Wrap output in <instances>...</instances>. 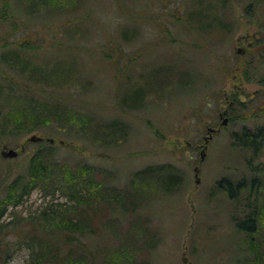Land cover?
Masks as SVG:
<instances>
[{
	"label": "rangeland",
	"instance_id": "obj_1",
	"mask_svg": "<svg viewBox=\"0 0 264 264\" xmlns=\"http://www.w3.org/2000/svg\"><path fill=\"white\" fill-rule=\"evenodd\" d=\"M44 1H8L16 14V26L9 20L0 21V51L4 45L1 36L7 33L12 43L27 38L36 42L43 37L49 47L53 36L63 38V28L67 33L77 28H111L116 33L123 26L132 25L129 20L134 19L141 35L127 52L141 54L143 62L151 63L143 73L138 66L137 73L144 76L145 72L146 75L151 72L152 87L148 100H144L145 108L122 116L118 108L114 109V98L118 95L115 83L96 65L98 72H94V77L98 87L94 94L106 102L111 117L117 116L128 124V136L109 146L87 144L84 150L79 142L60 144L56 132L41 128L16 139V145L0 143V152L5 145L19 153L12 159L0 155V178H12L23 171L21 164L37 147L27 138L35 134L54 137L57 160L69 164L81 161L102 170H113L121 185L133 171L166 163L177 170L180 179L165 194L161 185L164 177L155 172L149 183L140 188V197L133 200L140 207L139 218L134 219L129 212L115 218L107 216V210L106 216L91 212L82 232L75 233L76 239L68 246L62 245L54 258L43 259L42 264H245L259 259L264 264V60L259 62L260 57L253 60L250 80L243 76L245 56H239L238 64L233 60L238 38L260 39L264 35V0H228L224 10L215 8L214 12L226 11L232 16L228 20L233 21V27L229 28L231 35L226 41L211 46L209 52H200L185 43L192 39L185 34L187 27L183 25L192 23L201 27L212 20L201 17L202 21H197L186 16V6L182 4L186 0H78L75 8L70 6L72 11H54L51 15ZM4 3L7 0H0V13ZM60 3L68 5L65 0ZM220 5L217 1L216 6ZM26 7L35 9L36 14H29ZM11 28L17 30L11 33ZM159 30L161 34L157 36ZM164 34L178 41L150 46V50L140 49L141 42L156 41ZM112 38L110 34L95 33L84 44L91 46L93 55L98 56L97 44L104 42L110 48L113 42L107 40ZM247 42L241 41L239 46L244 47ZM43 54L50 60L58 56L63 59L65 52L47 50ZM66 59L75 60L74 53L68 52ZM227 62H233L229 66L232 72L223 74L221 68ZM178 71L183 82L191 79L189 72H192L195 83L178 89L179 84L173 89L171 84L177 83ZM73 76H77L76 72ZM141 76L139 79L143 81ZM117 83L122 95L127 91L122 74L118 73ZM3 86L9 85L5 81ZM207 127L219 128V132L208 138ZM243 130L257 134L258 141L262 137L256 152L240 147L241 140L234 139L233 134ZM205 139L209 140L204 144ZM229 182L241 184L239 190L235 192L228 187ZM69 204L58 191L45 196L36 188L21 204L8 206L0 222L7 226L9 245H4L7 243L4 241L0 264H35L36 255L29 245L15 242L16 235L10 226L27 229L29 218L44 207L61 211ZM248 215L253 218L251 231L238 227ZM154 242L155 248L150 247Z\"/></svg>",
	"mask_w": 264,
	"mask_h": 264
},
{
	"label": "trees",
	"instance_id": "obj_2",
	"mask_svg": "<svg viewBox=\"0 0 264 264\" xmlns=\"http://www.w3.org/2000/svg\"><path fill=\"white\" fill-rule=\"evenodd\" d=\"M8 1L3 5L0 21L9 20L15 27L16 14L11 11L12 5L11 3L9 5ZM41 1L43 3V0ZM192 1L182 2L183 6H186L184 11L186 16L197 21L201 17L202 20L209 18L212 20L211 23L201 27H196L192 23L183 25L187 27L185 34L192 39L185 43L200 52L212 51L211 46L222 44L231 35L229 28L233 27V21L228 19L232 16H228L226 11L222 14L213 11L215 8L219 9L218 7H221V10L227 8L225 5L228 0H196L195 3ZM204 1L205 5H203ZM217 1L221 3L220 6H216ZM44 2L50 8L47 13L51 15L54 11L59 13L72 11L78 0H65L68 5L61 4L60 0ZM26 8L29 14L37 12H33L35 9ZM193 14L196 16L192 17ZM131 21L129 20V24L132 25L116 29V33H112L111 28H77L75 32L67 33V30L63 28L65 33L63 38L53 36L49 47L45 45L43 37H38L36 42L27 38L12 43L8 37L10 33L1 36L4 39V45L0 51V143L16 145V139L39 131L41 128L56 132L60 138V144L79 142L84 150L87 144L109 146L125 139L128 136V124L117 116L111 117L108 107H105L106 102H101V98L94 94L98 87L95 85L94 77V72L98 71L94 67L98 65L97 67H100L99 70L105 77L110 78L113 85L115 83L118 95L114 98V109L118 108L120 110L118 113L125 116L146 107L144 100H148V93L152 87V73L148 72L146 75L147 72H145L144 76L139 75L137 67L139 66L143 73L149 70L151 63L143 62L145 59L141 57V54L127 52V49L131 48L141 35V28H137L134 19ZM11 29V33L17 30V28ZM95 33L113 36L112 39L107 40V42L110 40L113 42L110 48L104 42L97 44L98 56L93 55L94 49L91 46L87 47L84 44V41L90 40ZM160 34V30L157 31V36ZM168 36L164 34L156 41L145 40L140 43L142 44L140 49L150 50V46L161 47L169 42L178 41V39L173 41ZM34 37L37 38L36 33ZM263 44L264 35L257 39L243 55L246 59L243 76L247 80H250L251 70L254 68L255 60L253 59L260 57L259 62L264 60ZM47 50L56 51L58 54L64 51V58L58 56L50 60L49 56L43 54ZM68 52L74 53L75 60L66 59ZM233 58L238 64L239 56L233 54ZM230 65H233V62L223 64L221 73H231ZM134 66H136L135 70ZM75 72L77 76L74 78ZM118 73L122 74L127 82L124 86V88L127 87V91L122 95L118 90ZM178 74L177 83L171 84L173 89H177L179 84L178 89L195 83L192 72H189L191 79L187 82L181 81L182 75L179 71ZM134 76L135 81L132 80ZM140 76L144 78L143 81H140ZM5 81L9 85L6 88L3 86ZM237 102L243 103V101ZM233 137L241 140L238 144L240 147L254 152L260 148L263 141L261 136L260 141L256 140L258 135L250 130L234 133ZM41 138V141L35 142L36 149L21 164L23 171L12 178H0V220L8 206L16 207L21 204L24 198L36 188L40 189L45 196L53 195L58 191L70 203L61 211L53 209L52 206L44 207L39 213L29 218L30 223L27 229L10 226L16 235L15 242L29 245L32 253L36 255L35 264H42V260L46 258H54V253L62 245L71 244L76 239L75 233L82 232L86 219H91V212L93 215L106 216L107 210V216L114 218L124 217L125 213L129 212L134 219L139 218L137 209L140 207L133 200L140 197V188L149 183L148 179L155 172L164 177L161 185L164 187L165 194H169V187L175 185L177 179H180L177 170L166 163L133 171L126 183L121 185L117 182L116 173L113 170H102L81 161L69 164L57 160L58 147L54 143V137L49 135V138ZM48 139H53L54 144H51ZM234 145H237L236 142ZM238 227L251 231L253 221L246 218L244 222L238 223ZM6 233H8L7 226L0 222V254L4 251L2 249L4 241L7 242ZM4 245H9V242ZM156 245L157 242H154L150 244V247L155 248ZM245 264L261 263L259 259Z\"/></svg>",
	"mask_w": 264,
	"mask_h": 264
},
{
	"label": "flooded vegetation",
	"instance_id": "obj_3",
	"mask_svg": "<svg viewBox=\"0 0 264 264\" xmlns=\"http://www.w3.org/2000/svg\"><path fill=\"white\" fill-rule=\"evenodd\" d=\"M236 29H237V28H236ZM246 40H247L248 42H247V44H246L244 47L239 46V45L241 44V41L244 42V41H246ZM236 41H237L238 45L236 46L235 54L238 55V56H242V55H244V54L246 53L247 50H249V49L252 47V45L257 41V38L254 37V38L250 39L249 36H245V37H242V38H238ZM253 60H255V59H253ZM221 116H223V113H222V112L219 113V117H220V118H221ZM206 129H207L208 132H210V133H209L210 136H209L208 138H211L212 134H215V133H218V132H219V128L207 127ZM208 140H209V139H205L204 144L207 143ZM240 185H241V184L232 185V184H230V182H229L228 187L234 189L235 192H236V191L239 190L238 188H240ZM234 195H235V194H234ZM231 196H233V195H231ZM248 218H250V219L253 221V218H252L251 215H248L247 219H248Z\"/></svg>",
	"mask_w": 264,
	"mask_h": 264
},
{
	"label": "water",
	"instance_id": "obj_4",
	"mask_svg": "<svg viewBox=\"0 0 264 264\" xmlns=\"http://www.w3.org/2000/svg\"><path fill=\"white\" fill-rule=\"evenodd\" d=\"M225 123H226V120H223L222 124H225ZM41 140H42V138L38 137L35 134H33V135H31V136H29L27 138V141L28 142H32V143H35V142H38V141H41ZM48 141L52 144L54 140L53 139H48ZM23 150H24V148L21 147V151H23ZM17 154H18V152L15 149L8 148L7 146H3L2 150L0 152V155L3 158H8V159L16 158ZM196 182H198V181H196Z\"/></svg>",
	"mask_w": 264,
	"mask_h": 264
}]
</instances>
